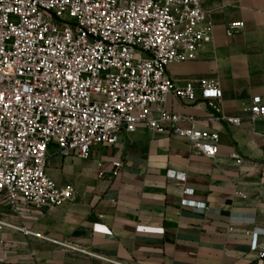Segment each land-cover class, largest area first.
I'll return each mask as SVG.
<instances>
[{
  "label": "built area",
  "instance_id": "built-area-1",
  "mask_svg": "<svg viewBox=\"0 0 264 264\" xmlns=\"http://www.w3.org/2000/svg\"><path fill=\"white\" fill-rule=\"evenodd\" d=\"M244 26L233 22L227 34ZM214 32L203 0H0V243L6 230L49 239L13 216L74 200L76 188L60 187L47 172L53 146L64 158L89 159L93 148L145 126L169 130L214 160L220 132L167 108L171 96L201 98L209 122L242 124L224 111L219 81L181 86L169 74L172 64L198 59ZM244 111L252 123L264 118L262 96ZM230 157L245 163L237 152ZM113 166L117 174L123 161ZM237 194L247 198L239 188ZM251 234L252 250L264 257V231Z\"/></svg>",
  "mask_w": 264,
  "mask_h": 264
},
{
  "label": "crops",
  "instance_id": "crops-1",
  "mask_svg": "<svg viewBox=\"0 0 264 264\" xmlns=\"http://www.w3.org/2000/svg\"><path fill=\"white\" fill-rule=\"evenodd\" d=\"M203 5L215 24L214 40L198 59L172 64L169 74L181 86L219 81L224 111L243 122H209L201 98L171 96L167 108L220 132L218 156L208 159L169 130L145 126L124 132L116 145L93 148L89 159L64 158L53 146L47 172L60 187L73 185L75 198L13 216L49 239L6 230L0 264H264L251 248V232L264 231V118L252 123L244 111L254 96L264 99V0ZM237 21L245 26L229 36L228 27ZM232 152L245 163L231 158ZM116 159L123 161L117 174Z\"/></svg>",
  "mask_w": 264,
  "mask_h": 264
}]
</instances>
